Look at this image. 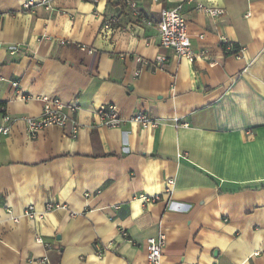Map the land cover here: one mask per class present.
I'll return each instance as SVG.
<instances>
[{
    "label": "crops",
    "instance_id": "1",
    "mask_svg": "<svg viewBox=\"0 0 264 264\" xmlns=\"http://www.w3.org/2000/svg\"><path fill=\"white\" fill-rule=\"evenodd\" d=\"M27 1L0 0V121L14 119L0 134V264H146L160 234L161 264H264V0H197L219 16L185 4L193 62L160 47L154 26L185 0H138L135 13L121 0ZM42 97L75 106V138L70 125L28 136L21 117L39 116ZM105 104L158 126L96 125ZM47 202L66 209L21 216Z\"/></svg>",
    "mask_w": 264,
    "mask_h": 264
},
{
    "label": "built area",
    "instance_id": "2",
    "mask_svg": "<svg viewBox=\"0 0 264 264\" xmlns=\"http://www.w3.org/2000/svg\"><path fill=\"white\" fill-rule=\"evenodd\" d=\"M52 0H39L40 4H43L45 8L50 7ZM91 2H97L98 0H88ZM154 2H163L165 0H152ZM121 2L130 8L134 13L137 10L138 0H121ZM185 4H194L195 9L203 11L210 16H219L223 13L220 9H210L198 2L197 0H185L182 3L176 4L172 7H162L159 11V16L154 26L158 33L159 44L163 49L172 50L177 57L186 59L189 62H193L198 55L195 54L192 48L190 37L187 31V23L184 18L183 9ZM35 5L33 0H28L24 4V8L30 9ZM112 22H106L104 25L105 29H110ZM222 44L228 51L234 52L233 46L226 39H222ZM63 44V42H61ZM82 50H86L85 47H79ZM88 52H91L88 49ZM136 61L141 64H149L147 60L141 57H136ZM166 61V58L162 55L155 57V62L162 65ZM138 74V73H136ZM16 84H14L15 86ZM43 106L39 116L37 117H21L22 121L25 123V129L29 137L34 138L39 131L48 127H60L65 128L68 125L71 126L70 135L75 138L79 129V124L72 117V113L75 111V106L72 105L68 107L60 99L56 97H42L41 98ZM95 116L97 118V124L106 128H117L123 122L135 123L140 125L142 128H155L158 126V122L152 119L146 113H136L127 119H122L119 115L118 109L115 105L105 104L100 105L95 110ZM14 119L9 115L4 114L0 121V134L5 136L9 133ZM185 126V125H184ZM173 181H168V184H172ZM88 197V195H85ZM144 201H148L145 197H142ZM66 209L65 205L47 202L44 204L41 210L35 209L34 206H28L22 213L21 216L27 217L30 220L38 221L44 218L47 212L55 209ZM71 216H75L77 213H70ZM14 221L18 220V217H12ZM126 236L125 233H123ZM35 242L38 244H43L46 250H50V245L44 243L40 236H35ZM111 243L107 245L97 246V255L100 257L105 250L111 247ZM165 246V236L160 234L156 237H151L147 239L146 243V264H161L162 251ZM44 262H48V257L44 256L42 259Z\"/></svg>",
    "mask_w": 264,
    "mask_h": 264
}]
</instances>
